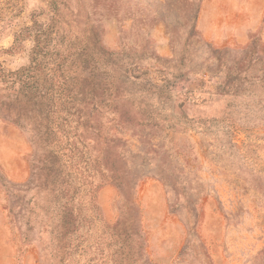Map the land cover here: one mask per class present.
Listing matches in <instances>:
<instances>
[{
	"label": "rangeland",
	"instance_id": "obj_1",
	"mask_svg": "<svg viewBox=\"0 0 264 264\" xmlns=\"http://www.w3.org/2000/svg\"><path fill=\"white\" fill-rule=\"evenodd\" d=\"M206 2L0 0V264H264V0L215 37Z\"/></svg>",
	"mask_w": 264,
	"mask_h": 264
},
{
	"label": "crops",
	"instance_id": "obj_2",
	"mask_svg": "<svg viewBox=\"0 0 264 264\" xmlns=\"http://www.w3.org/2000/svg\"><path fill=\"white\" fill-rule=\"evenodd\" d=\"M229 1L231 0H207L206 2L208 8L212 10V12H209V22L207 24L213 28L212 37L219 36L215 35L217 34V27L226 29L229 35L234 29L240 32L241 27H244V15H241L240 10H238L239 15L237 14L235 0L228 8ZM220 5H223V17L217 15ZM237 40L244 41L243 36H240ZM29 153L30 147L19 133L10 126L0 124V162L10 179L24 181L28 178L30 173ZM6 232L10 235L13 234L6 214L0 209V243H3V236Z\"/></svg>",
	"mask_w": 264,
	"mask_h": 264
},
{
	"label": "trees",
	"instance_id": "obj_3",
	"mask_svg": "<svg viewBox=\"0 0 264 264\" xmlns=\"http://www.w3.org/2000/svg\"><path fill=\"white\" fill-rule=\"evenodd\" d=\"M27 32H29L31 30V28H27L26 29ZM24 39V32L22 31L21 33L17 34L16 37H15V41L12 45V47L10 48V52H13L14 50H16L19 45H20V40ZM37 49H36V56L40 55L41 54V51L42 49H40L39 45L36 46ZM248 47H251L252 49H256L257 47V44L255 42H251ZM37 57H34L33 59V63L35 62V59ZM35 70V66H30V67H27V68H24V69H21V70H17V71H14V72H9V73H6L4 75H2V77L5 79L7 77V75H13L14 78L11 79V81L13 83H16V82H19L22 86V89L28 91L30 94H34L38 89V84L36 82V76L37 74L34 72ZM255 79H258L262 84L264 82V76H259ZM234 82V81H233ZM230 83V82H229ZM233 87V86H232ZM238 92V89H234V93H230V91H227V90H223V92L221 93H224L223 96H227L228 94H230V96H238L237 94ZM53 172H50L48 174V178L51 179L53 177ZM55 176V175H54ZM52 181H53V178H52ZM91 194V193H90ZM92 198H93V195L91 194Z\"/></svg>",
	"mask_w": 264,
	"mask_h": 264
}]
</instances>
